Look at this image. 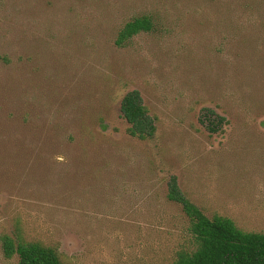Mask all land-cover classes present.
<instances>
[{
    "label": "rangeland",
    "instance_id": "obj_1",
    "mask_svg": "<svg viewBox=\"0 0 264 264\" xmlns=\"http://www.w3.org/2000/svg\"><path fill=\"white\" fill-rule=\"evenodd\" d=\"M142 14L153 29L116 45ZM131 89L151 139L126 132ZM171 175L264 231V0H0V234L17 221L69 264H163L186 237Z\"/></svg>",
    "mask_w": 264,
    "mask_h": 264
},
{
    "label": "trees",
    "instance_id": "obj_2",
    "mask_svg": "<svg viewBox=\"0 0 264 264\" xmlns=\"http://www.w3.org/2000/svg\"><path fill=\"white\" fill-rule=\"evenodd\" d=\"M152 29L149 15L134 16L118 30L115 44L123 46L138 33ZM119 112L128 124V135L140 140L153 138L155 117L137 89L122 96ZM200 121L214 134L221 130L225 118L211 108H203ZM166 198L181 206L187 224L184 241L163 264H264V231L244 229L223 214H206L181 191L174 175L167 181ZM0 249L3 257L14 258L15 264H69L58 245L29 237L17 221L11 232L0 234Z\"/></svg>",
    "mask_w": 264,
    "mask_h": 264
}]
</instances>
